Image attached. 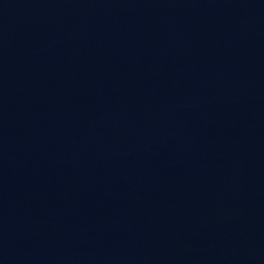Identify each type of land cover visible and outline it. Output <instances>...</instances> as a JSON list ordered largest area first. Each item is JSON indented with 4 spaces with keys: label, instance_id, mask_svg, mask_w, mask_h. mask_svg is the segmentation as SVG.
Listing matches in <instances>:
<instances>
[{
    "label": "water",
    "instance_id": "obj_1",
    "mask_svg": "<svg viewBox=\"0 0 264 264\" xmlns=\"http://www.w3.org/2000/svg\"><path fill=\"white\" fill-rule=\"evenodd\" d=\"M0 264H264V0H0Z\"/></svg>",
    "mask_w": 264,
    "mask_h": 264
}]
</instances>
